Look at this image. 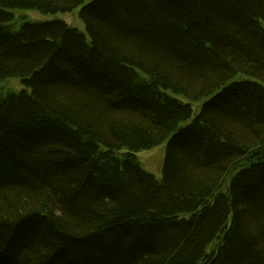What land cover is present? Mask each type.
<instances>
[{
  "label": "trees",
  "instance_id": "trees-1",
  "mask_svg": "<svg viewBox=\"0 0 264 264\" xmlns=\"http://www.w3.org/2000/svg\"><path fill=\"white\" fill-rule=\"evenodd\" d=\"M0 264H264V0H0Z\"/></svg>",
  "mask_w": 264,
  "mask_h": 264
},
{
  "label": "rangeland",
  "instance_id": "rangeland-1",
  "mask_svg": "<svg viewBox=\"0 0 264 264\" xmlns=\"http://www.w3.org/2000/svg\"><path fill=\"white\" fill-rule=\"evenodd\" d=\"M17 14L19 18L25 16L35 20H45V19H52L54 17H58L66 21L68 24L79 28L82 31L86 30L85 24L80 18L78 10L72 13H59L55 16H46L34 11H18ZM3 86L5 88H10V89L13 88L19 90L22 88L19 80L16 79L8 80L7 82L4 83ZM165 155H166V142L156 148H153L151 150H145L137 154L138 159L141 161L142 165L158 178L162 177V169L165 161Z\"/></svg>",
  "mask_w": 264,
  "mask_h": 264
}]
</instances>
